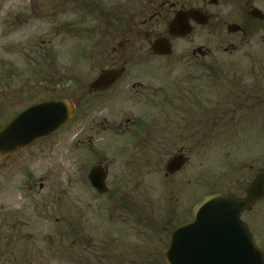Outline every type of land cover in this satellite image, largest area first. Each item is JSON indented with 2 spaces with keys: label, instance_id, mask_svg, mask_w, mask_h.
<instances>
[{
  "label": "rangeland",
  "instance_id": "1",
  "mask_svg": "<svg viewBox=\"0 0 264 264\" xmlns=\"http://www.w3.org/2000/svg\"><path fill=\"white\" fill-rule=\"evenodd\" d=\"M166 2L176 3L184 8L207 9L212 16L206 26H193L194 30L188 37L176 42L173 63H176L182 55L190 60L188 55L193 48H200L203 52L210 51L212 54L205 57V60L202 59V62L220 71L221 84L227 86L225 90L221 91V88L217 90L225 92L231 85L236 95L241 94L244 86L247 91L253 79L251 77V70L254 68L253 58L264 57V23L255 24L256 28L253 30L252 37L246 39V44L249 45L243 44L242 37L231 34L228 28L232 25H244L247 20V0H217L212 1L211 5L210 0H121L123 16L122 25L118 27L124 36L131 37V40L122 43L125 50L117 52L115 56L122 55L123 58L134 60V64L130 61L127 67L140 76V84L144 85L145 90L154 91L155 100L163 101L166 99L164 91L167 86L177 84L175 81L186 76V69L188 70L185 66L187 63L181 60H179L181 63L176 65L157 59L142 62L147 55L144 54L146 53L143 41L145 35L154 33V37L166 36L168 27L165 23L166 18L159 17V5ZM110 3L114 2L106 0L107 5ZM51 4H53L52 0H0V127L32 102L68 95H73L72 98L80 102L89 100L86 85L100 70L111 64L110 58L113 56L103 59V52L99 48L101 45L98 44L99 39H93L91 49L88 50L87 47H83L84 38L73 39L70 35H58V32L66 30V27L62 26L67 21H79L80 16H75V20H69L68 13H59L54 19L51 13L44 14L47 9L43 5ZM28 5L39 6L38 18L28 20L24 24L18 21L17 17L19 14H29L27 9L30 6ZM259 8L264 14V0L259 3ZM161 14L164 15V11ZM57 22L64 23L61 27H55ZM131 25L133 29L137 28V32L131 33L128 30ZM100 26L108 32L113 31L114 34L117 30L103 20L102 14L98 21L94 20L92 12L89 28L92 32L101 33ZM80 27L82 29V25ZM113 39L115 38L111 40L108 38V42L111 41L114 47H119L121 40ZM140 44L144 45V53L138 49ZM231 44L237 48L233 53H229ZM169 65L171 67L168 68ZM261 69L264 72V68ZM170 71L172 72L169 73ZM68 76L73 77L74 82L71 80L69 84H66L65 79ZM234 76H236V82L231 79ZM227 79H231L230 82ZM58 80L61 82L59 83ZM131 84L132 82H128L123 90H129ZM202 84L204 87V82H201ZM261 86H264V82ZM202 90L203 95L208 97L202 98V110L196 111L198 113L196 118L202 114V125L191 124L182 139L170 138L166 146L158 145L160 147L156 148L155 153L159 150L162 152L155 154L153 158V187L149 189L143 184V187L138 188V193L135 190L137 194L133 199L136 203L135 211L146 216L152 212L161 213L167 206L169 207V198H166V194L169 196V193L174 192V196L179 200L175 205L180 213L185 210L191 212L194 204L207 194L241 191L242 186L253 178L257 170L264 168V103L244 101L246 98L244 95V99H240L243 103L241 106H223L216 111L213 105L215 98L211 96V93L206 94L205 89ZM133 91H136L135 88ZM146 94L149 96V93ZM227 94L228 92L223 97L226 98ZM117 97L118 94H115L114 103ZM120 100L127 101L124 97ZM196 100L193 99V101ZM137 102H130L131 105L124 107L121 104L119 109L112 110L109 108L114 107V103L110 105L101 103L99 100L87 102L72 121L48 140L49 142L31 149L37 151V156L29 163L23 165L19 161L20 157H26L24 154L17 156L14 161L1 168L0 219L4 218L5 213L11 212V215L23 213L25 227L22 228L25 229V233L33 232L32 235L36 236V241L31 234L21 241L13 239L15 247L13 249L20 248L27 262L32 264H113L112 260L108 259L113 255L109 254L106 258L102 247L112 244L113 241L110 236L105 237V231L101 229L104 205L101 204L97 194L87 186L85 176L88 170L87 163L90 160L81 152L85 151L87 135L91 133L94 134L92 142L96 147L102 144V141L104 142L105 138L100 133L90 129L97 127L106 113L109 112L117 118L113 120L116 125L124 124L123 120L126 116L132 119L131 112L138 111L136 115L143 113V116H146L144 113L147 108ZM121 107L123 108L120 109ZM188 107H190L187 110L189 112L194 106L188 105ZM216 113L219 123L212 122ZM163 118H157L156 121L160 124H156V132L164 129ZM112 124L110 120L107 126ZM160 136L166 135L162 132ZM115 147L118 148L117 143ZM180 149L188 158L187 163L181 173L165 179V165L170 158L178 155ZM29 177L30 185H28ZM68 186L71 189L70 194L73 193L78 200L73 207L66 197ZM85 202L88 204L85 205ZM70 212H73L72 216L75 217L71 221L82 223L83 227L90 228L85 230L87 244L83 241L84 239L78 241L82 237L85 238L84 236H76L75 240L78 242H76L75 252L72 253L66 247L68 242L59 240V247H55V249L59 248V252L57 251L59 256L55 255L54 261L50 262L48 255L55 253L52 254L48 248H43L42 241L37 235L50 228L56 231L51 225V221L54 223V220L58 224V230L65 229ZM83 214L85 219L81 217ZM260 215L261 213L254 218L249 216L248 219L252 220L256 233V245L262 249L261 247H264V214L258 218ZM38 216L41 219L38 220V227H34L32 222L35 223ZM3 222L0 220V244L6 245L9 236L12 235V228L9 229L8 226L3 225ZM80 224L77 223V226ZM152 232L154 233H148L146 239L144 229L138 226L133 239V244L137 248L134 252L131 251V254L124 252L123 261L122 263L119 261L118 264H161L159 256L165 251H160L167 237L163 236L165 232L158 229ZM107 234H110L109 230ZM161 238L162 245L159 243ZM31 239H34L42 250L38 253V259L31 260L27 256L30 250L27 246ZM126 260H132L134 263H128Z\"/></svg>",
  "mask_w": 264,
  "mask_h": 264
},
{
  "label": "flooded vegetation",
  "instance_id": "2",
  "mask_svg": "<svg viewBox=\"0 0 264 264\" xmlns=\"http://www.w3.org/2000/svg\"><path fill=\"white\" fill-rule=\"evenodd\" d=\"M39 1V0H35ZM114 2L113 4L110 3V5L106 4V0H52L51 5H43L47 11L45 13H51L52 18H57L59 13H68V19L69 20H75L77 15L80 16V20L76 22H70L67 21L66 24L63 26L64 22L56 23L55 27L62 26L66 27V30L63 32H58V35L66 34L73 36L74 38H84L85 44L83 47H87L88 50L91 49V41L93 39H99V43L101 46L100 51L103 52V59H107V56H113L111 57V64L107 65L102 70H111V71H118L119 76L115 80L114 84L103 91H94L91 89L90 85L91 83L96 79L98 74L92 79L91 82H89L86 85L88 98L87 101H78L74 100L72 97L73 95H68L72 102L76 105L78 110L81 109V107L89 102H96L99 100V102H103L105 104H113V99L115 94H118L117 101L114 103V107H110L109 109L112 110L113 108L116 109L123 104V107L129 104L130 102L138 101L137 104H143L147 110L144 114L146 116H143V113L140 115H136L138 111L131 112L132 119L128 116L124 118L123 122L124 124L116 125L114 124L113 120L117 119L116 117H113V115L109 112L106 113V116L101 119V122H99L98 126L91 130H96V133H100L101 136L105 138L104 142L102 141V144L98 145L97 147L92 142V137L94 136L93 133L87 135V143L85 144V151H82L83 155H86L89 157V162L87 163V173L85 176V180L87 183V186H89L92 190V192H95L101 201V204L104 205L103 212H102V224L101 229L105 231V237L110 236L112 241V244L105 245L103 247V252L105 253V257L108 258L109 254H112V258H108L112 260L113 264H118L120 261L122 263L123 261V253L126 252L128 254H131V251L134 252L137 246L133 244V239L135 236V232L137 230L138 226H141L142 229H144V235H146V239L148 237V233H154L153 230H160L165 232L163 235L164 237H167L166 242L163 243V249L160 251H166L169 246V241L172 233L176 231L177 229L185 226L187 223H189L192 218V212H186V210L183 213H180L178 208L175 204H178L179 200L174 196L173 193H169V196L166 194V198L169 202V207L167 206L164 211L161 213H150L148 216L141 214L140 212L135 211V202H133L135 196V190L137 191L138 188L143 187V184L146 185V188L153 187V158L155 154L161 153L162 151H157L156 148H159L158 145H164L166 146V143H169L170 138H173V140L179 138L182 139V137L185 136L186 131L188 130V126L191 124H200L202 125V114H199V118H196L198 115V111L202 110L203 107V101L202 98H208L207 96L203 95V90L205 89L206 94L211 93V96L215 98L213 105L216 107V111H218L219 108H222L223 106H241L243 103H241L240 99L243 98L244 95H246V98L244 101H258L264 103V86H261V83L264 82V72L261 68H264V57L258 59L253 58V67L251 70V77H253L250 88H247L244 86L243 90H241L240 95H236V91H233L232 86L230 85V88L225 91L221 92L222 90L227 89V86H222L221 84V76L220 71L214 70L211 65L204 64L202 62V59L205 60V57L210 56L212 53L210 51L203 52L200 48H193L191 52L189 53L188 57L190 60L185 59V55L180 57L179 60L186 62L185 65L188 67L187 74L184 77H180L178 81L175 82L177 84H171L170 86H167L165 89V97L163 101L155 100L154 91H146L143 84H140L139 81L140 76L134 71V73L127 67L130 65L131 59L123 58L122 55L115 56L117 52H121L125 50L124 44L131 40V37L127 38L124 36L123 32H121L120 28L118 26L122 25V5L121 0H107V2ZM206 1V0H204ZM263 0H247L246 2V11H247V17L246 22L244 25H240L242 31H237L233 33L234 35H240L242 37L241 42L243 44H246V39L251 38L253 35V30L256 28V23L263 24V20H258L257 18H254L250 16V12L253 9H258L261 12V9L259 8V3ZM211 3V0L209 4ZM211 5V4H210ZM31 8L27 9L28 13L27 15H21L17 17V20L24 24L27 23L28 20L37 19L38 18V7L34 5H28ZM160 9H159V17L166 18L167 26L172 22L174 19L175 14L178 11H186L191 10L194 8H184V6H180L179 4H169V3H160ZM41 7V6H40ZM167 8V9H166ZM200 10L202 13H205L206 16H208V22L212 19V16L207 12V9L204 10L203 8H195ZM164 11V15L161 13ZM93 12L94 20L98 21L99 16L102 14V18L105 22L112 25V27L117 28L115 31V34L113 31H109L106 29H103L100 26V32H92V29L90 27V21H91V14ZM166 12V13H165ZM262 13V12H261ZM46 15V14H45ZM262 15H264L262 13ZM76 16V17H75ZM66 22V21H65ZM114 25H113V24ZM53 25V23H52ZM82 25V29L80 27ZM260 25V26H261ZM195 27H200L197 25H193ZM168 28V27H167ZM81 29V30H80ZM128 30L131 33L137 32V28L133 25L128 27ZM135 30V31H134ZM154 33L152 34H146L143 41L145 42L146 46V53H144L145 48L144 45L140 44L138 45V49L142 51L144 54H147L144 56L146 59H144L142 62H147L145 60L149 59H157V60H166V62H171L172 65H176L178 63H181L179 60L176 61V63H173L175 59V46L177 45L176 42L182 41L185 38L181 37H173L170 39L173 54L170 57H161L156 56L151 52V46L153 45L154 41L160 37H154ZM168 33L166 32V36L162 37H168ZM117 36V37H116ZM153 36V37H152ZM115 38L113 40H121L119 42V47H114L113 42H108V38ZM121 38V39H120ZM123 41V42H122ZM248 43V42H247ZM263 44H264V37H263ZM123 45V46H122ZM249 45V44H246ZM93 47V45H92ZM102 48V49H101ZM235 50H237L236 46L231 44L229 46V53H233ZM110 53V55H108ZM90 56V53H89ZM187 56V55H186ZM52 60V59H51ZM131 64H134V60L132 59ZM195 68H194V67ZM203 66H205L203 68ZM171 67V65L168 66V68ZM102 72V71H101ZM170 71L169 73H171ZM233 82H236V76L232 77ZM231 79H227L228 82H230ZM74 82L73 77L68 76L65 79V83L69 84L70 82ZM59 83L61 80H58ZM128 82H132L131 86L129 87V90L124 89L126 85H128ZM201 82H204L201 85ZM209 82V83H208ZM210 84V85H209ZM201 87V88H199ZM238 87V85L236 86ZM135 88V92L133 89ZM221 91L217 90L220 89ZM153 92V93H152ZM227 97H223L224 94ZM235 92V93H234ZM149 93V96L146 94ZM126 98L127 101L120 100L122 98ZM216 96V97H215ZM13 98V96H10ZM182 99V100H179ZM193 99H197L196 101H193ZM220 99V100H219ZM244 99V98H243ZM243 101V102H244ZM37 102H32L29 106L34 105ZM212 102V101H211ZM240 102V104H239ZM110 104V105H111ZM212 104V103H211ZM239 104V105H238ZM188 105H193V110L187 111L190 109ZM260 105V104H258ZM27 106V107H29ZM25 107L24 109H26ZM121 107L120 109H122ZM211 107V106H210ZM164 108V110H163ZM168 109V110H167ZM171 111H170V110ZM197 111V112H196ZM164 113V114H163ZM172 114V115H170ZM212 119V122H217V116ZM113 117V118H112ZM159 117L163 118V123H165L164 129L161 126V131L156 132V124L158 123L156 120ZM12 119V118H11ZM112 121V125L107 126L108 122L110 120ZM206 119V118H205ZM219 123V122H217ZM105 124V125H104ZM108 130V131H107ZM164 132L166 136H160V133ZM54 137V136H52ZM52 137L47 138L45 140L39 141L32 145L31 147L24 149L14 155L13 157L8 158L6 161L0 164V171L2 167L7 166L11 161H14V159L17 156H22L26 154V157H20L19 161L23 163V165L29 163L30 160L34 159L36 155V150H31L32 148H38L39 145L49 142ZM116 143L118 144V148H116ZM37 146V147H36ZM87 150V151H86ZM183 154V150L180 149L178 151V155ZM94 167H100L104 171L105 174V181L103 190L95 191L91 186L88 179L89 172ZM183 169V168H182ZM260 170V169H259ZM253 176V178L247 182L246 185L242 186L241 191H220V192H214L215 193H221V194H233L238 198L245 197L246 190L248 185L251 183V181L254 179V177L257 175L258 171ZM181 173V170L179 172L171 174H164L165 179L168 177H173ZM31 178L29 177L28 185H30ZM146 182V183H145ZM69 186L67 190V201L68 203L71 202L72 207L74 206V203H76L78 200L77 196H74V194H70L69 192ZM148 191V190H147ZM138 193V191H137ZM81 199V198H79ZM200 201V200H199ZM137 202V201H136ZM88 202H85V205H87ZM167 205V204H166ZM154 206V205H153ZM101 209V207H100ZM173 209V210H172ZM9 213L4 214V218L0 219L3 222V225L8 226L12 228V235H10L9 239L7 240L6 245L0 244V264H32V262H27L26 257L23 253H21L20 248L18 250L13 249L15 248L13 246V239H18L19 241L23 240L24 237H28L32 233H25V229L22 227H25L24 218L22 216H25L23 213H13L12 215ZM258 218H261L264 214V197L258 199L253 205H251L249 211H245L242 213L241 219L245 226L248 228V230L251 232L254 241H255V235L254 227L252 225V220L248 217L252 216L253 218L256 215H259ZM72 214L73 212H70L69 217L67 219L66 228L63 230L57 229V223L54 220V223L51 221V225L53 227V230L50 228V230H46L42 232L40 235H37L38 238L42 241L43 248H48L50 253H55L53 255H48V259L50 262L54 261V256L58 255L57 251L58 249H55L56 246L59 247V240H62L64 243L68 242V245L66 246L69 248V250L72 251V253L75 252L76 242L83 240L86 244V236H85V230L90 229L83 227L84 224H80V226H77V223L74 221H71L73 218ZM15 216V217H14ZM75 216V215H74ZM19 217V218H18ZM83 219H85V216L83 214ZM80 217V219H81ZM37 219V218H36ZM41 219L40 216H38L37 221L34 223L32 222L34 227H38L37 224L38 220ZM59 220V219H57ZM66 221V220H65ZM82 222V221H81ZM56 229H55V226ZM77 226V227H76ZM16 227H18L16 229ZM162 229V230H161ZM109 230L110 234H107V231ZM27 232V231H26ZM39 232V231H38ZM66 234V237H65ZM117 235V236H116ZM33 236V235H32ZM76 236H84L82 239H79L78 241L75 240ZM26 237V238H27ZM36 236H33L35 239ZM61 237V238H60ZM65 237V238H64ZM34 239H31L28 244V249H30L27 252V256L32 260L33 258L38 259L39 255L42 250H40L39 245L34 241ZM130 241V242H129ZM159 243L162 245V238L159 241ZM256 243V242H255ZM34 244V245H33ZM84 244V243H83ZM66 245V244H65ZM261 246V245H260ZM23 248V246H20ZM85 248V246H83ZM263 253H264V247H261ZM102 250V249H101ZM23 252V251H22ZM59 252V251H58ZM165 253V252H164ZM59 256V255H58ZM163 255L159 256V260L161 264H164ZM52 258V260H51ZM128 263H134L132 260H126ZM51 264V263H50Z\"/></svg>",
  "mask_w": 264,
  "mask_h": 264
},
{
  "label": "water",
  "instance_id": "3",
  "mask_svg": "<svg viewBox=\"0 0 264 264\" xmlns=\"http://www.w3.org/2000/svg\"><path fill=\"white\" fill-rule=\"evenodd\" d=\"M250 15L264 19L258 11ZM190 19L205 25L208 18L199 11L176 13L169 26L170 36L191 33ZM232 26V32L239 31ZM152 52L171 55L168 39L162 38L152 45ZM117 72H103L92 83L94 90L108 88L118 77ZM74 107L68 99H59L32 106L17 115L0 129V164L34 142L57 132L73 116ZM183 156L172 158L167 171L175 173L185 164ZM105 174L100 168L89 173L91 185L102 191ZM264 195V168L260 170L246 191L245 198L233 195H212L205 198L193 210V221L175 231L164 256L165 264H264V255L255 246L252 235L240 220L243 211Z\"/></svg>",
  "mask_w": 264,
  "mask_h": 264
}]
</instances>
